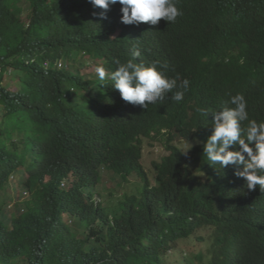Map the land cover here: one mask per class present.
I'll list each match as a JSON object with an SVG mask.
<instances>
[{
    "label": "clouds",
    "instance_id": "9594fccd",
    "mask_svg": "<svg viewBox=\"0 0 264 264\" xmlns=\"http://www.w3.org/2000/svg\"><path fill=\"white\" fill-rule=\"evenodd\" d=\"M34 6L43 15L54 17L56 13L59 18L56 46L60 52L51 63L70 72V84L61 100L71 91L74 101L71 105L68 101L67 119L78 136L67 134L62 144L72 145L71 139L76 142L88 130L124 148L102 160V147L95 143L93 150H84L87 162L63 157L73 161L72 167L65 164L68 170L61 168L68 175L51 168L56 146L42 154L30 153L25 164L8 173L4 183L0 181L5 196L0 198L1 211L11 227L13 217L30 209L36 219L37 207L52 200L55 190L58 198L67 200L68 190L80 182L81 188L93 194L90 207L95 210H86L90 223L101 222L104 216L129 225L133 234L138 228L151 233L155 228L145 220L152 218L155 209L169 207L176 193L164 186L171 179L162 172L176 165L183 174L170 175L173 180L188 175L203 184L223 180L227 191L245 194L247 198L232 208L235 215L217 208L218 216L230 218L249 233L256 230L264 239V93L259 94L264 86V0H34L33 5L31 0H0V16L16 14L9 16V22L19 17L30 24ZM231 37L254 49L250 58L240 60L230 80L201 91L204 67L186 76L185 59L202 48L222 51L227 63L233 53ZM253 59L254 69L250 66ZM205 65L207 71L216 70L209 60ZM4 83L16 89L18 77L11 79L6 74ZM188 87L199 93L173 91ZM184 95L190 96L185 99ZM157 101H165L169 113L160 111V118L149 116L155 126L140 131L148 116H139L137 111ZM185 112L189 125L180 123ZM127 122L136 136L133 145L138 156L133 154L130 139L118 133ZM31 161L38 162V167L30 166ZM86 182L90 185L85 186ZM62 216L72 223L67 212ZM196 228L191 236L168 243L159 236L163 246L167 243L163 264H172V252H177L175 261L181 264L189 259L201 264L197 255L207 262L215 258L218 264H246L248 256L257 254L256 242L242 256L230 236L224 246L222 242L215 245L216 226L207 223ZM189 239H197L202 249L183 251L181 244Z\"/></svg>",
    "mask_w": 264,
    "mask_h": 264
},
{
    "label": "trees",
    "instance_id": "16d2710c",
    "mask_svg": "<svg viewBox=\"0 0 264 264\" xmlns=\"http://www.w3.org/2000/svg\"><path fill=\"white\" fill-rule=\"evenodd\" d=\"M31 1L33 5L34 0ZM9 16L15 17L16 14L3 13L0 16V181L4 183L8 173L25 164L30 153L42 154L44 149L54 146L56 149L51 168L56 173L63 172L62 169L68 170L73 165L70 158L61 159L63 157L72 156L78 163L83 160L87 162L88 156L84 150H93L95 143L102 147V160L122 151V145L88 130H84L83 136H79L76 142L71 139L72 145L62 144L67 134L69 137H77L78 133L67 119L68 101L69 105L74 101L71 91L61 100L70 84V72L58 69L51 63L60 52L56 46L59 18L56 13L54 17L47 13L41 14L36 6L30 24H25L19 17L9 22ZM229 40L233 53L227 63L222 51L205 52L202 48L192 51L185 59L186 76L196 74L199 66L204 67L199 85L201 91L214 89L230 80L237 73L240 60L250 58V51L254 49L248 43L232 37ZM208 60L216 66V70H205ZM46 61L50 62L49 65H46ZM250 66L256 68L255 59ZM6 74L11 79L18 77L19 85L16 89L5 85ZM176 90L184 91L185 94L199 93L198 89L189 87L187 90L177 88L173 91ZM263 93L264 86L259 94ZM189 96L184 95V98L188 99ZM165 103L157 101L145 109L140 107L137 115L148 116L147 122L139 127L140 131L155 126L149 116L160 118V111L169 113ZM177 103L173 101V104ZM170 115L179 121L177 116ZM103 121L107 122L108 119L104 117ZM180 123L189 125L187 112ZM128 124L123 125L126 130L121 127L118 133L124 139H130L133 154L138 156L139 152L133 145L136 136ZM37 163L31 161L30 166L38 167ZM65 164L69 167L65 168ZM40 171L44 172V169ZM164 172L162 174L171 179V183L165 182L164 186L176 193L169 207L155 209L152 218L145 220L149 221V225L155 228L153 232L157 234L138 228L135 235L129 225L118 220L110 221L104 216L101 222L90 223L86 210H95L90 207L94 205L93 194L89 189L81 188L80 182L75 189L68 190L67 200L58 198L55 190L52 200L46 199L37 207L36 219L32 209L22 216L13 217V227L1 211L0 202V264H163L168 242L191 236L196 227L207 223L216 226V246L220 242L224 246L230 236L235 251L243 256L250 244L256 242L257 254L248 256L246 264H264V247L260 242H264V239L256 230L249 233L236 227L230 218L218 216L217 208L228 215H235L232 208L247 198L245 194L235 189L227 191L223 180L218 181V184H203L189 175L173 180L183 174L182 169L176 165H169L167 173L165 169ZM84 185L89 186L90 183ZM3 191L4 185L0 184V198L4 200ZM64 212L73 218L72 223L63 218ZM83 223L88 226L86 229L80 227ZM159 236L168 240L164 246ZM145 238L147 242H144ZM196 259L201 264H218L215 258L210 262L204 261L203 255H197ZM187 264H193V261L189 259Z\"/></svg>",
    "mask_w": 264,
    "mask_h": 264
},
{
    "label": "rangeland",
    "instance_id": "374dc122",
    "mask_svg": "<svg viewBox=\"0 0 264 264\" xmlns=\"http://www.w3.org/2000/svg\"><path fill=\"white\" fill-rule=\"evenodd\" d=\"M110 184L112 185V183H110ZM181 249L183 251L194 252V251H198V250L202 249V247H201V243L198 242L197 239H195V240L194 239H189L187 241H184L181 244ZM203 250L206 251V248H204ZM171 256L173 258L172 264H181L179 261H175V259L178 256L177 252H172Z\"/></svg>",
    "mask_w": 264,
    "mask_h": 264
}]
</instances>
